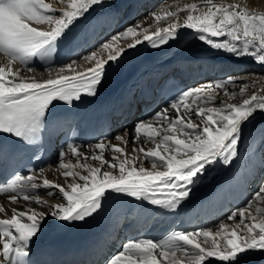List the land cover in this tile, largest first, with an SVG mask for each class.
<instances>
[{
	"label": "snow or ice",
	"instance_id": "snow-or-ice-1",
	"mask_svg": "<svg viewBox=\"0 0 264 264\" xmlns=\"http://www.w3.org/2000/svg\"><path fill=\"white\" fill-rule=\"evenodd\" d=\"M102 2L0 0V56L4 58L0 63V147L4 134L25 144L38 142L46 121L54 117L57 103L71 106L83 95L95 96L108 67L128 49L143 42L154 48L162 46L174 39L181 27L195 30L198 39L214 49L236 57L249 56L264 64V12L244 7L237 0H191L170 6L173 10L151 13L157 22L154 31H150L151 24L143 27L141 22L112 35L82 57L89 65L86 68L73 60L50 70L44 79L22 75L15 67L19 63L33 72L28 65L34 58L51 59L57 43L74 23ZM181 12L186 13L182 23ZM163 20L172 22L160 28ZM122 41L127 43L120 46ZM257 82L242 83L238 92L227 88L236 85V78L231 76L188 88L169 108L135 125L133 141L143 136L152 146L133 147L131 157L120 143L101 141L94 146L98 154L94 151L90 157L98 163L91 164L86 162L89 156L76 145H68L76 164L65 163L67 153H60L57 171L62 172L64 184L44 177L43 169L39 175L17 174L0 184V194L9 193L10 204H17L22 196L24 201H34L46 209L27 207L20 211L0 204V214L11 211L10 216L0 218V264H30V245L48 218L85 221L97 215L113 193L168 210L178 209L207 166L217 160L229 164L237 157L243 127L254 119L256 111H264V87L256 89ZM250 84L253 90L246 95ZM220 91L226 99L219 100L217 106ZM237 98L239 102H232ZM115 139L128 144L123 136ZM106 149L111 151V159L105 158ZM142 157L149 160L150 168L143 166ZM41 186L55 189L49 195L59 194L63 202L53 204L29 194ZM227 221L216 230L173 231L160 240L130 239L105 264H206L210 258L226 264H249L252 253L264 252V182L244 207L229 214Z\"/></svg>",
	"mask_w": 264,
	"mask_h": 264
},
{
	"label": "bare ground",
	"instance_id": "bare-ground-1",
	"mask_svg": "<svg viewBox=\"0 0 264 264\" xmlns=\"http://www.w3.org/2000/svg\"><path fill=\"white\" fill-rule=\"evenodd\" d=\"M49 2H54V0H49ZM187 2H191V0H103L100 5L94 6L89 11L87 18L81 22L80 20H77L72 26L75 30H78L80 27L79 24H90L89 26L86 25L85 30L81 34L79 33L73 38L72 42L67 47L65 54H69L73 50L81 47L82 50L80 53L74 57L69 56L55 66L47 69H43L39 65H28V67L33 69V72H28L27 69L19 63H17L15 67L21 69L22 75H35L38 78L42 77L44 79L48 78L50 70L54 71L73 60L76 61L77 64H83L86 68L89 65L82 60V57L86 56L90 51L97 49L100 44L106 42L112 35L125 30L128 26H134L141 22L143 27H148L151 24L153 27L150 31H154L157 22L151 17V13L162 11L165 8L173 10L170 6L177 3L182 5ZM237 2L241 3L244 7L264 12V0H237ZM54 6L60 7L62 5H56L54 3ZM185 15L186 13L184 12L180 13L179 19L181 23L183 22ZM171 22V20L160 21L159 27H167ZM176 35H179L178 37L182 38V41H180L170 52L163 54L161 57L151 61L148 65H145L133 77V79L127 83L126 90L118 92L114 97V102L109 106V111L111 112H116L120 108H124L123 113L126 117H131L132 122L131 126L126 128L120 129L116 126L115 133L110 138L102 141L106 144L108 142L113 144L120 143L122 147H126V152L129 157L132 156L133 147L139 148L140 146H144L145 149H147L152 146L143 136L140 140L133 141L135 136V125L141 120L147 121L151 119L156 112L170 107V105H163L158 96L154 94L153 102L155 103V107L151 110L150 114L143 116L141 110L138 111L141 112L142 116L134 114L132 108L134 107L137 97L139 98V93L137 92V94H135V91L141 87L143 83H148L150 80H154L167 72H182L185 76H191V82L187 85V89L210 82L221 81L230 76L236 78L235 86H227L230 92H238L241 84L246 81L251 82L258 80L255 84V88L259 89L264 87V79H258L264 77V64L257 62L254 58L249 56L236 57L223 50L214 49L206 42L198 39L199 33L186 27L179 28ZM126 43V41H122L120 46H124ZM145 43L146 42H143L135 48L128 49L123 56ZM3 62L4 58L0 56V63ZM223 68H228V70L221 73L220 70ZM197 73H206L207 75L206 77L204 75L205 78L201 79V76L197 77L195 75ZM68 74L71 75V73ZM252 90L250 84L249 93H246V95L250 94ZM222 99L226 98L223 96V92L220 91L217 96V106L219 100ZM232 102H239V98ZM121 118L125 119V117H120L119 119ZM196 119L197 118L193 116V120ZM118 135L125 137L128 141L126 146L115 139ZM99 142L78 147L80 151L89 156V160L86 161L87 163H98L91 160L90 157L94 151L98 154V150H96L94 146ZM53 149L54 151L51 160L44 168H42L44 170V177L54 182L64 184L66 181L62 172L57 171L61 160L60 153H67L64 158L65 163L71 161L72 164H76V157L68 151V146L61 145L56 140L53 143ZM104 155L106 159H111L112 153L110 150L106 149ZM84 162L85 161L81 159V163ZM137 163H140V161ZM227 165L228 164L217 160V162L207 166L206 170L211 167H216L217 169L222 170ZM143 166L145 168H150L151 164L149 160L143 159ZM35 174L39 175L40 170L35 172ZM227 177L228 180H226L223 186L214 195L192 208L185 211L178 210L175 212H170L168 210L156 212V210H153L149 217H152L153 220L152 227L156 234L154 240L166 238L171 232H173V223L177 222L178 224L183 218L188 225L187 231L198 228L216 230L219 224L222 222H228L227 217L233 210L246 205L251 199L252 194L258 189L261 182H264V111H256L254 113V119H251V121L243 127L241 141L238 144V155L234 159ZM38 183L42 184V181H38ZM55 191V189H48L41 186L38 189L29 190V194L38 195L41 199L47 200L49 203L53 204L63 202L59 194L49 195V192ZM9 195V193L0 194V204H3L6 209L17 207L18 210L24 211L27 207H32L40 211L46 210L43 206L37 205L34 201H24L22 196L18 197L17 204H10L8 201ZM231 202L234 203L230 205L232 210L221 213L220 215L217 214L218 217L215 221H213V218H207L209 210L215 211L217 207ZM10 215L11 211L9 210L0 214V218ZM210 215L213 217L212 213H210ZM67 223L68 222H61L48 218L42 231L33 239L30 245V252L38 249L45 237L51 231L66 225ZM166 231L167 233H165ZM120 241L121 239H119V242ZM122 245L121 242L113 245V247H115V253L121 249ZM108 258L109 257H105V261ZM248 260L249 264H264V252L256 251L248 257ZM102 264H105V262ZM206 264H220V262L217 261L216 258H210V261H206ZM224 264H226V262H224Z\"/></svg>",
	"mask_w": 264,
	"mask_h": 264
},
{
	"label": "rangeland",
	"instance_id": "rangeland-1",
	"mask_svg": "<svg viewBox=\"0 0 264 264\" xmlns=\"http://www.w3.org/2000/svg\"><path fill=\"white\" fill-rule=\"evenodd\" d=\"M197 77L198 76H201V79L202 78H205L206 77V73H197V74H195ZM204 75H205V77H204ZM129 100V99H128ZM127 100V101H128ZM138 100H139V98L137 97V100L135 101V103H138ZM126 103V102H125ZM124 103V104H125ZM130 105V104H129ZM128 105V106H129ZM132 110H133V108H132ZM133 112H134V114H137V115H141V112H138V111H134L133 110ZM142 116V115H141ZM128 118H130V121L129 122H122L120 125H118L117 127L118 128H120V129H122V128H126V127H129V126H131V122H132V118L131 117H128ZM232 204H234V203H229V204H224L223 206H219V207H217V209L214 211V210H209V212L207 213V218H209V219H211V218H213V221H215V219L218 217V215H220L221 213H224V212H227V211H229V210H232L231 209V207H230V205H232ZM234 207V206H233ZM214 212H215V214H214ZM210 213H212L213 214V217H211V215H210ZM218 214V215H217ZM217 215V216H216Z\"/></svg>",
	"mask_w": 264,
	"mask_h": 264
}]
</instances>
